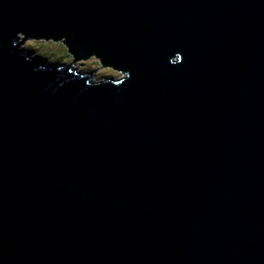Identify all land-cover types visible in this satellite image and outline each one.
Here are the masks:
<instances>
[{"label": "water", "instance_id": "95a60500", "mask_svg": "<svg viewBox=\"0 0 264 264\" xmlns=\"http://www.w3.org/2000/svg\"><path fill=\"white\" fill-rule=\"evenodd\" d=\"M0 264H264V0H0Z\"/></svg>", "mask_w": 264, "mask_h": 264}, {"label": "rangeland", "instance_id": "374dc122", "mask_svg": "<svg viewBox=\"0 0 264 264\" xmlns=\"http://www.w3.org/2000/svg\"><path fill=\"white\" fill-rule=\"evenodd\" d=\"M27 49H31L35 54L42 59L49 61V63H70L71 56H69L67 49L62 42L44 41V40H28L23 45ZM81 71H94L93 80H100L104 77H119L120 75L109 68H100L99 63L93 57L77 62ZM119 75V76H118Z\"/></svg>", "mask_w": 264, "mask_h": 264}, {"label": "trees", "instance_id": "16d2710c", "mask_svg": "<svg viewBox=\"0 0 264 264\" xmlns=\"http://www.w3.org/2000/svg\"><path fill=\"white\" fill-rule=\"evenodd\" d=\"M31 50V49H30ZM70 56V55H69ZM98 62V61H97ZM99 63V62H98ZM100 65V64H99ZM108 70H110V71H113V70H111V69H108Z\"/></svg>", "mask_w": 264, "mask_h": 264}, {"label": "snow or ice", "instance_id": "6c2138e0", "mask_svg": "<svg viewBox=\"0 0 264 264\" xmlns=\"http://www.w3.org/2000/svg\"><path fill=\"white\" fill-rule=\"evenodd\" d=\"M178 59H179V57H178Z\"/></svg>", "mask_w": 264, "mask_h": 264}, {"label": "bare ground", "instance_id": "6f19581e", "mask_svg": "<svg viewBox=\"0 0 264 264\" xmlns=\"http://www.w3.org/2000/svg\"><path fill=\"white\" fill-rule=\"evenodd\" d=\"M35 53V52H34Z\"/></svg>", "mask_w": 264, "mask_h": 264}]
</instances>
